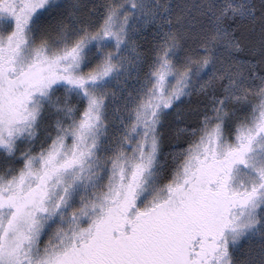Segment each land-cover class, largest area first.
<instances>
[{
	"label": "snow or ice",
	"instance_id": "1",
	"mask_svg": "<svg viewBox=\"0 0 264 264\" xmlns=\"http://www.w3.org/2000/svg\"><path fill=\"white\" fill-rule=\"evenodd\" d=\"M0 264H264V0H0Z\"/></svg>",
	"mask_w": 264,
	"mask_h": 264
}]
</instances>
